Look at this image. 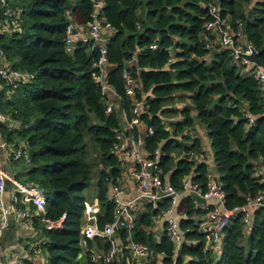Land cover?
<instances>
[{
    "label": "trees",
    "instance_id": "trees-1",
    "mask_svg": "<svg viewBox=\"0 0 264 264\" xmlns=\"http://www.w3.org/2000/svg\"><path fill=\"white\" fill-rule=\"evenodd\" d=\"M256 1L250 7L251 0H105L103 10V17L115 30L107 43L108 62L115 68L107 77L128 120L133 118L135 99L143 100L140 119L153 129L145 139L149 158L154 159L159 151V168L163 175L170 174L172 187L180 190L183 179L192 173L193 182L199 183L203 192L208 189L207 164L188 158L192 151L203 153L199 140L188 145L171 138L195 122L189 108L169 107L178 98L176 94L184 98L190 93L196 120L209 133L228 210L264 194V100L260 82L254 75L242 73L229 50L216 47L213 53L207 48L213 40L205 27L215 20L210 4H217L221 18L229 20L235 32L245 33L264 68V0ZM2 5L0 0V20L5 18ZM11 5L22 8L24 30L0 35V50L14 69L34 78L14 89L1 80L6 89L0 93V112L21 121L22 128L0 127L7 143L28 146L32 168L19 181L34 182L45 190L46 213L32 217L48 238L43 252L48 264H104L91 260V249L99 245L107 250L109 243L86 239L81 231L85 204L91 197L99 200L101 226L115 219L116 202L109 189L121 176V163L114 152L120 139V115L116 109L106 111L95 79L100 51L94 40L79 41L70 52L65 43L70 21L87 25L91 20L93 2L12 0ZM126 69L138 81L134 96L125 88ZM148 92L151 94L146 96ZM179 113L183 119L168 130L163 117ZM250 116L254 117L252 124ZM169 205L168 197L157 209L147 203L131 231L134 241L150 246L153 262L161 255L163 264H264L263 208H255L249 225L244 221L245 212L231 216L217 258L207 236L199 230L205 210L195 197L187 196L176 206L183 233L181 254H176L167 229L160 241L155 240L150 228ZM63 217L60 226H47L48 221ZM120 234L124 241L129 236L124 229ZM126 245L123 259L109 264H125Z\"/></svg>",
    "mask_w": 264,
    "mask_h": 264
},
{
    "label": "built area",
    "instance_id": "built-area-1",
    "mask_svg": "<svg viewBox=\"0 0 264 264\" xmlns=\"http://www.w3.org/2000/svg\"><path fill=\"white\" fill-rule=\"evenodd\" d=\"M3 6L6 7L4 12L5 19L0 21V35H12L22 32L21 14L22 10L11 8L8 6L9 0H1ZM93 11L91 20L88 22V34L83 35L76 31V23L70 22L66 29V48L67 51H72L77 42H88L94 40L95 46L100 51V57L95 63L99 72L95 75L96 81L101 87L102 95L107 99L110 94H116V90L110 84L106 76V66L108 65L107 43L109 37L105 35V31L112 29V26L103 17L105 8V0H92ZM209 11L215 20L206 24V31L214 35L215 41H209L207 48L215 50H229L234 62L237 65L251 66L249 73L254 75L260 82L262 96L264 100V68L255 62L249 61L244 55H251L256 49L247 42L242 41L241 31L235 32L231 27L229 20L221 18L219 8L216 4H210ZM69 14V11L67 12ZM156 46H154L155 48ZM216 50V51H217ZM34 75L26 74L22 70H17L11 67L0 68V80H5L13 88H17L22 83L31 82ZM123 79L127 94L134 96L137 82L129 70H124ZM107 102V101H106ZM143 102L135 100L132 115L133 118L129 121V127L135 128L140 121ZM106 111H113L111 103L107 102ZM10 117L0 112V123L5 124ZM153 129L149 127L148 134H152ZM141 138H133L132 146L126 150V154L131 157L136 166L132 171V176L135 180L136 189L139 193L138 198L121 202L118 195L112 199L116 202L115 219L112 222L101 226L98 223V214L100 213V203L98 200L94 202H86L84 216L86 222L82 228V234L86 239H105L109 243L107 250H91V260L93 262H103L109 264L115 260H122V244L119 242L121 230H126L129 233V240L126 248L129 250V257L126 264H154V253L150 246L145 243L136 242L131 239V231L136 227V222L141 211L139 200L148 201L157 209L159 203L164 198H170V205L161 210V214L166 218L167 233L170 239L176 244V254L183 242V233L180 229L179 220L175 216L176 206L179 202L180 192H191L197 197L210 198L216 197L219 201V206L207 210L204 218L199 224V230L207 236L211 243H220L223 237V230L231 216L238 211L245 212L244 221L250 224L252 216V208H263L264 210V194H260L255 198H249L246 205L236 207L234 210L225 208L224 200L225 193L220 185H217L213 178L208 174V189L203 192L199 183L183 182L180 190L172 187L170 184L160 177L161 170L159 168V151L156 152V157L151 159L143 155L141 151ZM11 148V157L13 160H23L30 162L31 157L27 144L20 146L9 145L6 141L0 140V148ZM199 156L203 154L190 152L188 158L191 161H200ZM8 180L13 182V190L11 193V203L7 205L4 200L6 186ZM117 189V188H116ZM118 191V189H117ZM119 193V191L117 192ZM47 197L45 190L34 182H21L12 178L1 166L0 163V264H24L21 257L6 256L1 246V239L4 231L8 228L11 217H14L19 223H25L31 217V205L35 206V215L41 216L46 213ZM19 204L26 206L21 208ZM48 221L47 226H60L62 220Z\"/></svg>",
    "mask_w": 264,
    "mask_h": 264
},
{
    "label": "crops",
    "instance_id": "crops-1",
    "mask_svg": "<svg viewBox=\"0 0 264 264\" xmlns=\"http://www.w3.org/2000/svg\"><path fill=\"white\" fill-rule=\"evenodd\" d=\"M256 2H257L256 0H251L250 7L254 6V4ZM11 3H12V0H9V4H8L9 7L12 6ZM3 7H5V6H3ZM17 9L22 10V8H20V7ZM5 10H6V7H5ZM5 10H4V12H5ZM68 11H69V14L67 13ZM68 11L66 13L69 16L71 10L68 9ZM22 16L23 15L21 14L22 27L24 30V22H23ZM3 20H0V21H3ZM76 25H77V27H76L77 32H79L83 35H85V34L87 35L89 33L88 32V25H86V24H83V25L76 24ZM23 30H22V32H23ZM19 33H21V32H19ZM114 34H115V30L113 28L105 31V35L108 36L109 38L112 37ZM241 34H242V41L247 42V39L245 37V33L243 31H241ZM7 36H9V35H7ZM212 40L215 41L214 35H212ZM66 50H67V48H66ZM214 51L215 50L212 49L211 52H214ZM68 52H70V51H68ZM208 59L211 60V56H209ZM173 60H175V57H173ZM109 65H112V64L108 63L107 66H109ZM7 66L13 68L11 66V64L4 57V53L0 50V68L7 67ZM237 66L242 67L241 71H242V73H245V74L249 73V70L251 69V66L250 67L246 66V65L245 66L244 65H237ZM166 68L168 69L169 65H167ZM25 73L31 75V73H29V72H25ZM107 74H108V72H107V68H106V76H107ZM136 82H137V87H138L139 86L138 81L136 80ZM5 89H6V85L3 84L2 81L0 80V93L2 91H5ZM11 94H12V91H10V90L7 91L8 96H10ZM150 94L151 93L148 92L146 94V96H148ZM189 94L190 93H187L186 97H184V98L179 97L180 94H176V97H178V98H175V103L169 105V107H173L176 109H181V108H185V107L189 108L190 109V115H191V117H193L195 119V122H194L193 126L187 127L183 133H180L177 136L172 135L171 138H174V139H176L180 142H183L184 144H188V145H190L194 140H199L202 151H203V153H201V154H203L204 157L199 156L200 161H198L197 163H200V162L206 163L208 166V174L215 181V178L219 179L220 175H219L217 165H216V161L214 158V152L212 149L211 140L209 138V133H208L206 126L203 123L196 120V116H197L196 111L194 109L192 99L190 97L191 95H189ZM106 101L111 103L113 110L116 109L119 112L120 121H121L120 139H119V142H118V144L115 148V151H114L116 153V155L119 157V160L121 163V176H120V178H118L116 183L111 184L110 189H109V196H110V198H113V197L118 195V198L121 202H127V201L138 198L139 193L136 189L135 180L132 176V171L134 170L136 164H135L134 160L126 154V150H128L132 146L134 136L139 137L142 140L141 146H140L141 151H142L144 156L149 157V154L145 148V139H146V136L148 134L149 126L146 125L145 123H143L140 119L141 122L139 124H137V126L135 128L131 129L129 127V121L130 120H128L127 113L123 110V108L121 106V102H120V99H119V96L117 93L116 94H110L107 97V99L105 98V102ZM140 101L143 102V100H140ZM107 102H106V104H107ZM143 106H144V103H143ZM143 106H142V113L144 112ZM182 119H183V115H181L179 113V114H176L174 116L163 117V123L168 130L172 131V126H173L172 124L174 122L180 121ZM250 121H251V124L254 122L253 116H250ZM0 124H2V123H0ZM4 125L7 126L8 129H10V130H17V129L22 128V122L19 120L11 119V117L8 120V122L5 123ZM184 136H186V140L183 139ZM0 140L5 141V137L3 136V133L1 131V127H0ZM9 145H13V144H9ZM184 156L185 155L183 154L179 158L176 157V160H178ZM20 161L21 162H19V163H14V161L11 157V148H8V147L7 148H0L1 166L12 178H14L16 180H22L24 178L23 175L32 168L31 163L23 161V160H20ZM161 173H162V171H161ZM17 175L20 176V179L16 178ZM192 175L193 174L191 173V175H188L187 177H185L183 179V182L192 183L193 182ZM163 179L166 181V183L169 184L170 174L168 173L166 175H163ZM116 188L118 189L119 193H117L118 191ZM6 189L7 190L4 194V200H5V203L7 205H9L12 201L11 200V193L13 190V182L11 180H8ZM187 196L195 197V199H197V204L199 205L200 208L205 210V213L207 212V210L212 209L215 206L220 205L218 199L214 196H212L210 198H201V197H197L194 193L182 192V191L180 192L179 201H181L183 198H185ZM96 200H98V199L91 197V199H89V201H87V202H94ZM139 202L141 205V211H140V213H141L144 211L145 206L148 203V201L140 199ZM23 207L26 208V206H24V205H23ZM29 207L31 210V217L25 223L21 224L14 217H11L10 222H9V226L3 233V236L1 239V246H2L6 256L21 257L24 261V264H48L47 256L45 255V253L43 252V249H42V245L48 241V238L45 236L43 231H41L39 228H37L35 226L33 218H32L35 215V210L32 209L33 208L32 206H29ZM100 208H101V206H100ZM254 210H255V208H252L251 211L254 212ZM204 214L202 215L201 220L204 218ZM175 216L179 220V216L176 212H175ZM85 222H86V219L84 216L83 226H84ZM83 226H82V228H83ZM166 229H167L166 218L163 217L162 215H159L158 217L155 218L154 224L150 228V230L154 234V238L156 241L161 240L162 236L165 234ZM81 233H82V231H81ZM118 239H119V242L123 246L122 252H121L123 254V248L128 243L129 236H127L125 241H124L121 234H120ZM104 241H105V239H102V244L105 243ZM126 241H127V243L125 244ZM83 243L85 244V242H83ZM210 243L211 242L208 241V245ZM84 248L87 249L86 244H85ZM100 249H103V246L100 247L99 245H96L91 250H100ZM214 249H216V248H214ZM221 253H222L221 250L216 252L217 258L220 257ZM124 255L126 256L127 253L126 254L124 253ZM128 257H129V253H128ZM128 257H126L127 258L126 261L128 260ZM158 258L160 260V261H158V263L163 264L162 263L163 256L158 255ZM120 262H123V261H120ZM125 264H126V262H125Z\"/></svg>",
    "mask_w": 264,
    "mask_h": 264
},
{
    "label": "water",
    "instance_id": "water-1",
    "mask_svg": "<svg viewBox=\"0 0 264 264\" xmlns=\"http://www.w3.org/2000/svg\"><path fill=\"white\" fill-rule=\"evenodd\" d=\"M216 52L217 51H214L213 53H216ZM244 57L248 59L249 61L255 62L258 65H261V60L259 58V53L257 51H254L251 55H244ZM106 68H107V72H110L111 70L115 68V65H109ZM159 175L161 178H163L162 173H160ZM215 181L217 185H220V180L218 178H215ZM178 254H181V249L178 250Z\"/></svg>",
    "mask_w": 264,
    "mask_h": 264
},
{
    "label": "rangeland",
    "instance_id": "rangeland-1",
    "mask_svg": "<svg viewBox=\"0 0 264 264\" xmlns=\"http://www.w3.org/2000/svg\"><path fill=\"white\" fill-rule=\"evenodd\" d=\"M95 182H96V181H95ZM95 182H93V186H92L89 190H87L88 195H91L92 190H93V188H94V184H95ZM209 246H211V248H213L215 254H216V252L219 251V250H221V252H222V250H223V237H222L220 243H216V244H214V243H210ZM214 248H216V249H214ZM154 260H155V258H154ZM158 261H160L159 258H157V260L154 262V264H159Z\"/></svg>",
    "mask_w": 264,
    "mask_h": 264
}]
</instances>
